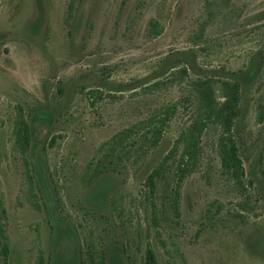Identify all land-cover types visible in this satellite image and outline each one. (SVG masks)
<instances>
[{"label":"rangeland","instance_id":"rangeland-1","mask_svg":"<svg viewBox=\"0 0 264 264\" xmlns=\"http://www.w3.org/2000/svg\"><path fill=\"white\" fill-rule=\"evenodd\" d=\"M151 19L160 35L148 34ZM202 25L205 71L245 70L258 55L235 125L243 183L254 184L239 191L222 173L212 127L196 168L178 182L177 151L149 192L147 173L186 120L180 109L156 150L113 158L107 207H92L91 175L111 137L183 95L177 85L144 94L137 82L193 47ZM20 110L26 153L14 147ZM0 198V264H144L149 247L157 264H264V0H0Z\"/></svg>","mask_w":264,"mask_h":264},{"label":"trees","instance_id":"trees-1","mask_svg":"<svg viewBox=\"0 0 264 264\" xmlns=\"http://www.w3.org/2000/svg\"><path fill=\"white\" fill-rule=\"evenodd\" d=\"M204 29L202 25L193 37V47L168 53L149 75L137 82L144 94L169 85H177L183 89V95L177 100L154 109L148 116L111 137L107 142V151L97 160L91 175L87 200L92 207H107L109 194L113 189L112 164H116L113 158H120L122 154L128 155L132 149L134 151L144 148L145 150H156L166 127L178 115L180 109L187 114L186 120L171 149L147 173L145 183L149 192L154 193L156 179L161 177L163 164L177 151L178 182L196 168L202 149V136L212 127L219 130L216 150L222 173L234 180L239 191L244 189L246 183L250 186L254 184L251 179L243 183L246 173L239 155L235 125L242 115V97L248 85L253 81L258 55L253 57L245 70L205 71L198 64L195 49L197 46L200 48ZM162 30L157 20L149 21L148 34L150 36L160 35ZM132 86L127 84L124 89L134 88ZM58 91L61 93L62 88L58 87ZM97 92L91 91V95L95 97ZM262 118L260 114V120ZM13 133L14 147L26 153L31 146L32 129L21 110L15 121ZM5 214L6 209L0 198V252L4 259L8 255L6 235L1 224ZM252 245L258 249L259 239H253ZM113 263L119 264L117 260ZM144 264H157L156 254L150 247L145 251Z\"/></svg>","mask_w":264,"mask_h":264}]
</instances>
